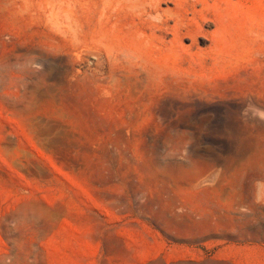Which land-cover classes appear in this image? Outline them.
I'll use <instances>...</instances> for the list:
<instances>
[{"label":"rangeland","instance_id":"1","mask_svg":"<svg viewBox=\"0 0 264 264\" xmlns=\"http://www.w3.org/2000/svg\"><path fill=\"white\" fill-rule=\"evenodd\" d=\"M0 264H264V0H0Z\"/></svg>","mask_w":264,"mask_h":264},{"label":"bare ground","instance_id":"2","mask_svg":"<svg viewBox=\"0 0 264 264\" xmlns=\"http://www.w3.org/2000/svg\"><path fill=\"white\" fill-rule=\"evenodd\" d=\"M230 106L233 107V108H237V109L240 108V105H238L237 103L231 104ZM232 112L234 113V111H231V113ZM215 114H216V116H218V113L217 112H215Z\"/></svg>","mask_w":264,"mask_h":264}]
</instances>
